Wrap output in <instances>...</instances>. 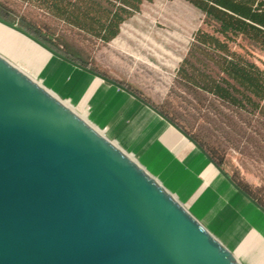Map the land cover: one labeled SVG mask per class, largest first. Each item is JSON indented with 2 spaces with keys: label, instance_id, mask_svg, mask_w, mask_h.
<instances>
[{
  "label": "water",
  "instance_id": "water-1",
  "mask_svg": "<svg viewBox=\"0 0 264 264\" xmlns=\"http://www.w3.org/2000/svg\"><path fill=\"white\" fill-rule=\"evenodd\" d=\"M0 24L142 102L264 213L158 106L19 24ZM0 264L243 263L123 144L0 53Z\"/></svg>",
  "mask_w": 264,
  "mask_h": 264
},
{
  "label": "rangeland",
  "instance_id": "rangeland-1",
  "mask_svg": "<svg viewBox=\"0 0 264 264\" xmlns=\"http://www.w3.org/2000/svg\"><path fill=\"white\" fill-rule=\"evenodd\" d=\"M0 1L11 13L6 19L23 28L25 22L32 25L40 34L52 39L62 50L69 49L80 54L87 61V66L127 83L156 106L186 122L194 131L199 132L201 128L209 127L203 116L206 112L205 106L200 110L198 100H195L193 94L176 80L177 70L187 56L197 30H211L205 22L206 15L190 2L146 1L140 11L123 23L118 37L110 43L103 44L46 11L29 5L25 0ZM171 12L181 15L173 24L169 22L168 17ZM239 42L241 46H233L238 51H248L251 54L250 58L264 70V49L246 39H239ZM0 53L18 63L39 83L51 87L54 95L68 101L73 110L78 114H84L109 138L123 144V149L129 155L151 174L156 175L157 179L186 204L191 213L215 236L219 239L224 237L223 241L227 245H232L230 250L243 264H248L250 259L247 251L251 254L249 246L251 247L252 232L249 230L248 233L239 234L234 219L230 218L232 213L227 212L223 217L220 215L221 202L219 197L210 195L209 186L203 184L195 186L189 189L190 194L184 197L176 187L167 183V178L156 174L145 162L142 153L137 149L141 146L138 133L135 132L130 142L134 147H128L123 141L111 136V128L122 114L117 117V111H114L116 106L111 105L109 99L96 96L99 90V86L96 88L97 79L1 24ZM224 146H229L223 152L224 168L264 201V164L241 156L226 143ZM187 179L188 177H179L178 187L180 188Z\"/></svg>",
  "mask_w": 264,
  "mask_h": 264
},
{
  "label": "trees",
  "instance_id": "trees-1",
  "mask_svg": "<svg viewBox=\"0 0 264 264\" xmlns=\"http://www.w3.org/2000/svg\"><path fill=\"white\" fill-rule=\"evenodd\" d=\"M153 0H25L51 16L107 44L116 38L124 22ZM206 15L211 30L199 29L187 56L177 70L176 80L197 101L205 122L199 132L189 128L169 111L160 110L195 138L224 167L223 152L230 145L241 156L264 164V70L238 51L239 39L264 49V0H186ZM11 13L0 1V16ZM169 22L181 15L169 13ZM25 28L67 56L87 65L78 53L61 49L52 39L25 22ZM35 32V33H34ZM39 34H38V33ZM232 178L259 203L264 201L234 175Z\"/></svg>",
  "mask_w": 264,
  "mask_h": 264
},
{
  "label": "crops",
  "instance_id": "crops-1",
  "mask_svg": "<svg viewBox=\"0 0 264 264\" xmlns=\"http://www.w3.org/2000/svg\"><path fill=\"white\" fill-rule=\"evenodd\" d=\"M89 75L97 79L96 88L99 86V90L96 96L109 99L110 104L116 106L114 111H117V117L122 114L111 128V136L123 141L128 147H134L130 142L135 132L138 133L141 146L137 149L142 153L145 162L156 174L167 178V183L176 187L184 197L195 186H209L210 195L219 197L221 202L220 215L223 217L227 212L232 213L230 218L234 219L239 234L251 230V254L247 251L250 259L248 264H264V213L240 194L198 148L157 113L124 90ZM179 177H188L180 188L177 182ZM226 237L227 235L225 239ZM220 240L229 249L232 248V245L223 241L224 237Z\"/></svg>",
  "mask_w": 264,
  "mask_h": 264
},
{
  "label": "bare ground",
  "instance_id": "bare-ground-1",
  "mask_svg": "<svg viewBox=\"0 0 264 264\" xmlns=\"http://www.w3.org/2000/svg\"><path fill=\"white\" fill-rule=\"evenodd\" d=\"M2 25V24H1ZM4 26V25H3ZM7 28V27H6ZM9 29V28H8ZM11 30V29H10ZM23 36V35H22ZM42 48V47H41ZM43 49V48H42ZM45 50V49H44ZM45 51H47V50H45ZM48 52V51H47ZM52 93V92H51ZM70 104V103H69ZM71 105V104H70ZM72 106V105H71ZM80 115H82V116H84V117H86L84 114H80ZM186 140V139H185ZM196 149V148H195Z\"/></svg>",
  "mask_w": 264,
  "mask_h": 264
}]
</instances>
